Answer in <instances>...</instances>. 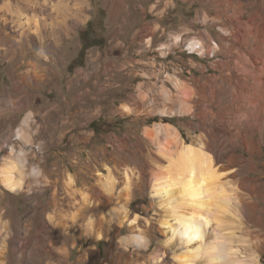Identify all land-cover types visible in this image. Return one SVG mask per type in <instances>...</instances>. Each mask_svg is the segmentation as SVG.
Listing matches in <instances>:
<instances>
[{"label":"rangeland","instance_id":"1","mask_svg":"<svg viewBox=\"0 0 264 264\" xmlns=\"http://www.w3.org/2000/svg\"><path fill=\"white\" fill-rule=\"evenodd\" d=\"M89 1L87 20L59 44L35 40L15 56L0 47V168L12 156L11 146L15 154L23 149L29 186L15 193L0 180L4 264H48L37 248L63 244L67 264H159L164 234L148 184L151 171L166 159L157 151V139L144 134L156 124L174 127L183 142L207 140L215 164L228 171L223 180H238L244 193L252 190L247 178H258L260 193L253 200L264 208V113L251 112L249 106L259 105L249 101L248 112L231 113L229 99L237 88L230 77L254 78L255 66L263 64L264 0H224L220 21L213 19L214 0H125L120 10L105 7V0ZM252 32L263 46L259 60L247 44ZM194 39L202 42L198 49L190 48ZM9 98L26 105L19 111ZM21 126L24 136L16 133ZM248 134L259 154L244 144ZM230 149L244 160L224 161L220 154ZM253 156L257 161L250 163ZM126 169L132 170L128 185ZM108 174L110 190L104 182ZM124 208L127 218L138 216V227L110 220L111 212ZM243 218L245 231L233 228L238 236L233 245L244 246V256L258 254V264H264V219ZM134 233L144 235L148 246L131 243ZM17 242L23 249H16ZM167 263L174 264L170 250L162 264Z\"/></svg>","mask_w":264,"mask_h":264},{"label":"bare ground","instance_id":"2","mask_svg":"<svg viewBox=\"0 0 264 264\" xmlns=\"http://www.w3.org/2000/svg\"><path fill=\"white\" fill-rule=\"evenodd\" d=\"M223 1L224 0L213 1L216 4L214 20H222V15L225 13V10L223 11L221 8V2ZM242 2L241 6L243 4ZM124 3L125 0H105L104 6H107L111 10H113L114 7V10H120L122 6L124 7ZM228 3L226 2L225 4L227 5ZM247 3H249V1ZM90 4L89 0H0V47L5 50L3 53L15 56L23 51L24 47L31 45L35 40L39 42L50 40L53 45L59 44L62 35H67L69 31H73L75 25L77 27V24L87 20ZM228 14L229 13L226 15ZM251 17L254 16L251 15ZM262 17L264 18V16ZM70 20L72 22H70ZM233 21L231 23H233ZM258 26L259 24H257L256 27L258 28ZM222 29L224 30V27ZM247 29L244 28L245 31ZM260 29L261 28H259L257 32L262 35L263 31ZM258 33L255 34L258 35ZM251 35L248 38L247 44H253V57L259 60V58L261 59L264 45H261V39L259 41L260 37L258 38L256 35L255 37ZM189 44L191 45L190 48L198 49L201 47L202 42L194 39L189 41ZM213 44L216 49H221L218 42H213ZM249 47H251L250 44ZM246 48H248V46H246ZM263 60L264 57L262 59L263 64H261L259 68L255 66L256 71H254V78H250L246 74L238 75L235 79L230 77V80L233 82L235 81L237 87L229 96V99L232 101V105L230 104L232 106L230 108L231 113H233V110L247 111L251 107L253 108L251 112L256 111L254 113L258 114V116L264 113V80H262V76L264 78ZM180 95L183 99L188 97L186 91L181 92ZM8 100H10V104L17 106L19 111L23 105H26V101L24 102L23 100L16 101L14 98H9ZM182 101L186 102L187 100ZM247 101H249L251 105H259V107L255 108L249 106L248 109V105L245 104ZM26 120L25 125L28 124ZM238 126L239 129H241L240 124ZM257 129V127H252L254 132ZM16 133L18 136H24L25 130L21 126ZM144 134L152 141L157 139V151L162 158L166 159V163L159 165V169L156 168L151 171V180L149 182L150 184H148L158 214V230L164 234V239L161 241L162 248H160L162 253L156 257L157 261H161L159 264L165 261L166 253L169 250L174 264H258V254L244 256V246L233 245V240L236 242L234 238L237 236V232H234L235 230H233V228L238 227L237 229L241 228V230L245 228L241 226V224H243V217H245V221L251 217L264 219V208H261L258 202L253 200L254 196H258L260 193V191H258V178H247L251 182L252 190L246 194L244 190L242 191L238 186V180L234 181L232 184L229 181L223 180V177L228 171L220 170L218 165L215 164L214 155L206 149L207 143L209 142L204 138L197 137L198 140L196 144L183 142L177 130L165 124H156L154 128L147 127L144 129ZM250 134L247 135L248 138H246V143L243 141L241 142L247 145L255 155L259 154V152L255 150L257 143ZM258 142V144H260V141ZM174 149H176V152H174ZM231 149L230 151L226 150L225 153L220 154V157L224 161L244 160L243 155L235 151L237 149L233 151ZM14 151L15 147L11 146L12 156L9 158L7 157V159L3 161L0 168V180L4 188L17 193L28 189L29 186L27 185V179L25 180L26 161L23 149L17 154H15ZM254 161H257L255 156L249 158L250 163ZM107 167L110 168L109 166ZM233 171L234 170H232V172ZM31 174L33 176L38 175L35 170H33ZM131 174V169L124 170V177L126 178L127 185L129 184L128 182H130L129 179L131 178ZM233 176L237 177L235 171ZM105 177L106 179H104V182L109 186L110 190L113 187L111 185L112 176L108 174L105 175ZM68 181L71 186L73 178L68 177ZM262 200L264 201V199ZM119 212H111L110 220L119 221L120 223L128 220L126 221L128 226L138 227L136 225L138 223L137 215L134 214L132 217L128 216L129 218H127L129 213L127 208H124L121 213ZM243 231L245 230L243 229ZM26 232L28 233V231ZM14 233L15 232H13V234ZM246 233H248L247 230ZM129 238L130 242L136 246H148L146 237L141 233H134L132 237ZM27 240L30 241V239ZM27 240L25 241L27 242ZM239 240L242 243L244 239L240 238ZM254 240L256 239L254 238ZM21 246H23L22 243L17 242L16 249L20 250V248H22ZM61 246L55 245L54 249L43 246V248H37L38 251L36 254L44 255V257L48 259V264H67L69 253L66 246L63 248ZM1 248H3V246ZM24 251H21L19 255L20 260H24L26 257ZM3 253L4 251L0 249V264H4L2 258L4 257Z\"/></svg>","mask_w":264,"mask_h":264}]
</instances>
